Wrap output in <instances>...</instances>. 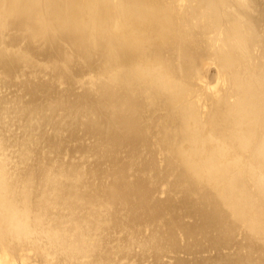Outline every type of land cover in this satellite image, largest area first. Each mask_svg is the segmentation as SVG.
Returning <instances> with one entry per match:
<instances>
[{
    "label": "rangeland",
    "instance_id": "obj_1",
    "mask_svg": "<svg viewBox=\"0 0 264 264\" xmlns=\"http://www.w3.org/2000/svg\"><path fill=\"white\" fill-rule=\"evenodd\" d=\"M148 1L0 0V264H264V118L242 93L264 39L243 34L251 20L231 0H210L207 24L183 34ZM127 54L141 100L127 93ZM187 196L220 218L172 219Z\"/></svg>",
    "mask_w": 264,
    "mask_h": 264
},
{
    "label": "bare ground",
    "instance_id": "obj_2",
    "mask_svg": "<svg viewBox=\"0 0 264 264\" xmlns=\"http://www.w3.org/2000/svg\"><path fill=\"white\" fill-rule=\"evenodd\" d=\"M148 1V0H147ZM155 2H152L151 1V6L150 7H152L153 9H152V11H155V10H161V9H165V13H167L171 18H172V21L174 22V26L173 27H177L178 26V23L181 25V29H180V31L179 32H181L182 34H183V32L186 30V29H188V30H190L189 28L192 26L191 24L192 23H195V24H198V28L199 29H201L202 27H204L206 24H207V22L210 20V19H208V13H212L213 12V10H214V8H213V6H211V3H210V0H207V2H205V1H203V0H194L193 2H191L190 3V0H176L177 1V3L176 4H174V5H172L171 6V8L169 7V5H168V3H166V1H164V0H154ZM172 1V0H171ZM220 1V2H219ZM223 0H217V3H220L221 4V2H222ZM162 2V3H161ZM148 3H150V0L148 1ZM188 3H190V5H188ZM140 4H142V3H140ZM143 4H144V1H143ZM219 4V5H220ZM227 4L229 5V7H231V8H233V7H235L236 9H237V12H238V14L239 15H241L244 19H246V20H251L250 21V27H247L246 28V22H244V20H241V23L243 24V27H242V29L244 30L243 31V34H246V33H250V34H252L253 35V37L255 38H258V39H260L261 40V38L262 39H264V31H262L261 30V27H262V24H261V22L263 23V25H264V0H231V1H229V2H227ZM168 5V8H166V7H164V6H167ZM222 5V4H221ZM149 5H147V7H148ZM242 6H244V8H241ZM220 7V6H219ZM245 7H250V8H253V11H254V13H255V15H256V18H252L247 12H246V10H245ZM106 7H105V5H104V8L103 9H105ZM224 9V8H223ZM150 10H151V8H150ZM222 10V9H221ZM224 10H226V9H224ZM161 12V11H160ZM185 12V15L183 14ZM225 12V11H224ZM234 12H236V11H234ZM155 14H156V12H154ZM150 14V13H149ZM161 14H162V12H161ZM218 14V13H217ZM230 14H232V13H230ZM236 14V13H235ZM252 14V13H251ZM210 15V14H209ZM224 15V13L222 14L221 13V16H223ZM225 15H226V13H225ZM234 15V14H233ZM158 16V15H157ZM159 16H160V13H159ZM218 16V15H217ZM254 16V15H253ZM234 17V16H233ZM236 17V16H235ZM238 17V16H237ZM252 19H251V18ZM156 18V17H155ZM166 18H167V16H166ZM184 18H186L187 19V21L186 20H184ZM193 18V19H192ZM230 18V17H229ZM241 18V17H240ZM148 20H150V25L152 26L151 27V29H153V28H155L154 26L155 25H158V24H155V23H153V21H152V19H154V18H147ZM146 19V21H148ZM217 19H218V17H217ZM225 19V18H224ZM230 19H232V18H230ZM237 19V18H236ZM218 20H221V19H218ZM223 20V19H222ZM226 20V19H225ZM239 20V19H238ZM245 20V21H246ZM227 21V20H226ZM230 21V20H229ZM229 21H228V23H229ZM232 21H234L233 19H232ZM149 22V21H148ZM147 22V23H148ZM158 22V21H157ZM156 22V23H157ZM212 22H215V18H214V21H212ZM223 22V21H222ZM231 22V21H230ZM218 23V21L216 22V24ZM227 23V24H228ZM184 24V25H183ZM213 24V23H212ZM166 25V24H165ZM170 26V25H169ZM202 26V27H201ZM208 26V25H207ZM228 26V25H227ZM232 26V25H231ZM144 27V26H143ZM150 27V26H149ZM171 27V26H170ZM210 27V26H209ZM217 27V26H216ZM218 27H219V25H218ZM214 28V27H213ZM232 28V27H231ZM165 28L163 27V29H162V34H164V31L166 30H164ZM210 29V28H209ZM217 29V28H216ZM215 29V30H216ZM223 29H224V27H223ZM154 30V29H153ZM160 30V29H159ZM158 29H157V31H159ZM171 30V32H173V38L176 36L177 37V35H175V33L174 32H176V29H170ZM208 30V29H207ZM213 30V29H212ZM232 30V29H231ZM149 31V30H148ZM156 31V32H157ZM195 31V30H194ZM201 31V30H200ZM227 31V30H226ZM155 32V33H156ZM160 32V31H159ZM207 32V31H206ZM206 32H205V34H206ZM212 32H214V31H212ZM216 32H217V30H216ZM224 32V31H223ZM168 33V32H167ZM167 33H165V35L167 34ZM187 33V32H186ZM190 33V31L188 32V34ZM192 33H194V32H192ZM192 33H191V35H192ZM199 33V32H198ZM149 33H147V35H148ZM179 34V33H178ZM185 34V33H184ZM153 35H154V33H153ZM156 35V34H155ZM180 35V34H179ZM178 35V36H179ZM191 35H190V37H191ZM217 35V34H216ZM158 36V35H157ZM164 36V35H163ZM194 35H192V37H193ZM205 36V35H204ZM206 36H207V34H206ZM205 36V37H206ZM235 36V35H234ZM258 36V37H257ZM170 37V36H169ZM202 37V36H201ZM204 37V38H205ZM149 38V37H148ZM147 38V41L149 40ZM157 38V37H156ZM155 38V39H156ZM160 38V37H159ZM162 38V37H161ZM167 38H168V36H167ZM203 38V37H202ZM218 38L219 37H217L216 38V41H219L218 40ZM165 39V38H164ZM191 39V38H190ZM189 39V40H190ZM195 39H197V37L195 38ZM199 39V38H198ZM201 39V38H200ZM181 40H182V38H181ZM184 40V42L182 43L181 42V44H180V47H181V45L183 46V48L181 49L182 50V56H181V58H183V54H187L186 52H187V49H188V47H189V45H188V39L187 38H185V39H183ZM206 40V39H205ZM245 40V42H247V44H248V46H250V42H249V40H248V38H247V35H246V38L244 39ZM145 41V40H144ZM153 41V40H152ZM197 41V40H196ZM201 41V40H200ZM204 41V40H203ZM215 41V42H216ZM149 42V41H148ZM147 42V43H148ZM159 42V41H158ZM192 42V41H191ZM199 42V41H198ZM202 42V41H201ZM152 43H154V42H152ZM197 43V42H196ZM155 44V43H154ZM219 44H220V42H219ZM167 45V44H166ZM169 45V44H168ZM197 45H199V43L197 44ZM200 46V45H199ZM178 47V46H177ZM180 47H178V48H180ZM192 47V46H191ZM201 47V46H200ZM193 48V47H192ZM199 48V47H198ZM198 48L196 49L197 51H198ZM248 48H250V47H248ZM180 51V50H179ZM189 53V52H188ZM179 55V54H178ZM193 56V55H192ZM208 56V55H207ZM206 56V57H207ZM189 58V57H188ZM193 58V57H192ZM180 59V58H179ZM184 59H186V58H184ZM209 59H210V57H209ZM260 59H264V57H262V58H260ZM181 60V59H180ZM194 60H197V59H194ZM212 61V60H211ZM263 65H264V62H262L261 60H259ZM210 62V61H209ZM222 62V64H226V66H228V68H229V64H228V61L225 59V60H223V61H221ZM225 62V63H224ZM141 63V62H140ZM181 63V62H180ZM138 64H139V60L138 59H135L134 58V56H131V54H127L126 56H125V58L123 59V60H121V62H120V66L122 65L123 66V69H127V70H129L130 72L128 73L129 75H127L128 77H126L127 79H128V81H130L131 83V86H132V89L131 90H129V91H127V93H128V95H130L131 93H134L135 92V94L137 95V97H135V99L137 98L138 100H141V98H144V97H146L147 95H148V93H150L147 89H145V90H147L148 92H147V95H145V92L146 91H144V93L142 92V91H140L139 89H138V87H137V85L135 84L136 82H135V80L137 81V79H136V71H135V68L138 66ZM198 63H196V65H197ZM212 64V63H211ZM210 64V65H211ZM231 64V63H230ZM180 65V64H179ZM221 65V64H220ZM119 66V67H120ZM154 66V65H153ZM214 66V65H213ZM155 67V66H154ZM183 67H184V65H183ZM210 67V66H209ZM131 68H132V70H131ZM153 68V67H152ZM182 67H180V69H181ZM222 68H224V67H222ZM217 69V68H216ZM83 74H84V76H85V78L87 77L86 75L88 74V73H90V71H94L95 69H92V68H86V67H82V68H80L79 69ZM183 70V69H182ZM187 70V69H186ZM254 69H252V71H253ZM135 71V72H134ZM146 71V70H145ZM148 71H150V70H148ZM148 71H146L147 73H148ZM160 71V70H159ZM180 71V70H179ZM164 72V71H163ZM185 72V71H184ZM218 72V71H217ZM238 72L239 71H235L234 70V74L237 76V75H239L238 74ZM153 73V72H152ZM158 73V72H157ZM166 73V72H165ZM176 73V72H175ZM181 73V72H180ZM186 73V72H185ZM189 73H190V71H189ZM150 74V73H149ZM148 74V75H149ZM160 74V73H159ZM161 74L163 75V77H164V75H166V74H164V73H162L161 72ZM205 74V73H204ZM145 75V72L143 73V76ZM151 75V74H150ZM150 75H149V77H150ZM162 75H161V77H162ZM126 76V75H125ZM146 76V75H145ZM144 76V77H145ZM157 76V75H156ZM159 76V75H158ZM232 77H235L233 74L231 75ZM143 77V78H144ZM160 77V78H161ZM221 77V76H220ZM252 77V80L251 81H247V80H244V79H242V82L244 83V87H247V90L248 91H251V93H252V95H253V97L254 98H258V96H256V94L258 93V94H260V95H263L264 96V68L263 69H259L258 71H256V72H254L253 73V75L251 76ZM124 77H122V79H123ZM147 78V77H146ZM156 78V77H155ZM181 78H182V76H181ZM188 78V77H187ZM219 78V77H218ZM222 78V77H221ZM220 78V79H221ZM225 78V77H224ZM104 79V78H103ZM125 79V78H124ZM151 79V78H150ZM167 79V78H166ZM178 79V78H177ZM176 79V80H177ZM180 79V78H179ZM223 79V78H222ZM134 80V81H133ZM144 80V79H143ZM157 80V79H156ZM162 80H164V79H162ZM167 80H169V77H168V79ZM167 80L165 81V82H161L162 84H167ZM171 80V79H170ZM173 80V79H172ZM175 80V81H176ZM217 80H219V79H217ZM236 80V79H235ZM146 81V80H145ZM149 81V80H148ZM179 81V80H178ZM204 81V80H203ZM223 81V80H222ZM245 81V82H244ZM135 82V83H134ZM147 82V81H146ZM152 82V81H151ZM155 82V81H154ZM160 82V81H159ZM174 82V81H173ZM143 84H144V87H145V82H142ZM148 83H150V81L148 82ZM153 83V82H152ZM225 83V82H224ZM129 84V85H130ZM135 84V85H134ZM156 84H157V82H156ZM158 84H160V83H158ZM206 84V83H205ZM221 84H223V83H221ZM147 85V84H146ZM154 85V84H153ZM140 86V85H139ZM143 86V85H142ZM158 86V85H157ZM174 86V85H173ZM141 87V86H140ZM126 88V87H125ZM133 88H135V89H133ZM147 88V87H146ZM159 88H160V85H159ZM115 89V88H114ZM113 89V90H114ZM117 89V88H116ZM115 89V90H116ZM141 89H143V87L141 88ZM215 89V88H214ZM110 90V89H109ZM111 90H112V87H111ZM112 90V91H113ZM114 90V91H115ZM133 90V91H132ZM161 90H163V88H161ZM174 90V89H173ZM213 90V89H212ZM215 90H217V89H215ZM114 91H113V93H114ZM117 91H118V89H117ZM175 91V90H174ZM214 91V90H213ZM116 92V91H115ZM210 92V91H209ZM117 93V92H116ZM126 93V92H125ZM125 93H123L124 95H122V94H120L121 95V97L122 96H125L126 97V95H125ZM165 93V92H164ZM206 93V92H205ZM208 93V92H207ZM206 93V94H207ZM214 93V92H213ZM115 94V93H114ZM135 94L132 96V97H134L135 96ZM178 94H180V93H178ZM116 95V94H115ZM118 96H119V98H120V100H122V98L120 97V95L119 94H117ZM116 95V96H117ZM190 95V94H189ZM215 95H216V93H215ZM244 95V94H243ZM251 96V95H250ZM108 97H110V96H108ZM115 97V96H114ZM113 97V98H114ZM183 97V96H182ZM189 97V96H188ZM118 98V97H117ZM116 98V99H117ZM124 98V97H123ZM129 98H130V96H129ZM190 98V97H189ZM127 99V98H126ZM149 99V98H148ZM150 99H152L153 100V102H154V99H153V97L151 98L150 97ZM196 99V98H195ZM194 99V100H195ZM109 100H111L110 98H109ZM118 100V99H117ZM125 100V98L123 99V101ZM144 100H147V99H144ZM250 100V99H249ZM113 101V100H112ZM119 101V100H118ZM148 101V100H147ZM122 102V101H121ZM138 102V101H137ZM136 102V103H137ZM196 102V101H195ZM194 102V103H195ZM249 102L250 101H248V97L246 98V100H245V106H248L249 108H250V106H252V107H254L256 110V112H255V117H256V119H263L264 118V100L263 101H260V99H258V101H257V99L255 100V102L254 103H250L249 104ZM149 103V102H148ZM114 104V103H113ZM121 105H122V103H120ZM126 104V103H125ZM150 104V103H149ZM197 105V104H196ZM117 106H118V104H117ZM116 106V107H117ZM136 106H137V104H136ZM124 107V106H123ZM122 107V108H123ZM153 107V106H152ZM178 107V106H177ZM119 108V107H118ZM118 108H116L117 109V111H119V110H121V109H119L118 110ZM193 108V107H192ZM126 109V108H125ZM124 110V109H123ZM131 111H132V109H130ZM136 110H137V107H136ZM152 109H150V111H151ZM179 110V109H178ZM195 111V110H194ZM243 111H245V109H243ZM120 112V111H119ZM134 112H135V110H134ZM176 113H177V111H176ZM245 113V112H244ZM128 115V114H127ZM126 115V116H127ZM122 116H123V113H122ZM264 128V127H263ZM173 135V134H172ZM182 137V136H181ZM260 143H261V145L263 146V148L262 149H260V154H262V156H264V130H263V133H262V135L260 134ZM173 140V139H172ZM174 140H176V139H174ZM160 141V140H159ZM173 142V141H172ZM171 142V143H172ZM175 142V141H174ZM182 142V141H181ZM192 142V141H191ZM197 142V141H196ZM163 143V142H162ZM167 143V142H166ZM165 143V144H166ZM169 143V142H168ZM167 143V144H168ZM177 143H178V141H177ZM183 143V142H182ZM161 144V143H160ZM180 144V143H179ZM183 145V144H182ZM162 146H164V145H162ZM167 146V145H166ZM209 146V145H208ZM160 148H162L163 149V147H161V145L159 146ZM165 147V146H164ZM168 148H169V146H167ZM171 147V146H170ZM180 147V146H179ZM194 147H195V145H194ZM210 147H212V146H210ZM159 148V149H160ZM167 148V149H168ZM174 148V147H173ZM181 148H182V146H181ZM167 149H166V151H167ZM211 149H213V148H211ZM191 150V149H190ZM210 150V149H209ZM211 151V150H210ZM186 152V151H185ZM188 154H189V152H188ZM188 154H185L186 156H188ZM185 155H183V156H185ZM191 155H192V153H191ZM186 158V157H185ZM186 160H188V159H186ZM167 162H168V160H167ZM255 163H256V167L258 168V169H260L262 172H259V177H264V157H261V158H259V159H256L255 160ZM174 164V163H173ZM170 165V164H169ZM171 166V165H170ZM255 221H257L258 223H259V221H261V220H263L264 221V217L263 218H260V219H254Z\"/></svg>",
    "mask_w": 264,
    "mask_h": 264
},
{
    "label": "water",
    "instance_id": "obj_3",
    "mask_svg": "<svg viewBox=\"0 0 264 264\" xmlns=\"http://www.w3.org/2000/svg\"><path fill=\"white\" fill-rule=\"evenodd\" d=\"M242 93L244 94V95H246V96H248V94L249 95H251L252 96V93H251V91H248L247 89H246V87H244L243 85H242ZM256 96H258V98H256L257 99V101H258V99H259V97H260V94H256ZM244 98V97H243ZM247 98V97H246ZM254 98V97H253ZM109 102H112L111 104H113V103H117V100L114 98V101H108V103ZM88 103H90L89 105H91V107L93 108V112L94 111H96L97 109H96V105H97V103H95V102H90V101H88ZM115 103V106L117 105ZM242 111V110H241ZM96 112H98V111H96ZM140 115V114H139ZM104 116V114L102 115L100 112H98V114H97V120H96V122L101 126V128H104V127H107L110 123L105 119V117H103ZM92 131V130H91ZM93 132V131H92ZM94 133V132H93ZM97 133V137H98V139H100V142H105L106 141V139H102V138H100V135H101V131H99V132H96ZM98 133H100V135L98 134ZM226 141V140H225ZM226 142H228V143H230V141L229 140H227ZM260 170V169H259ZM260 172H262L261 170H260ZM235 185V184H234ZM189 187H190V189H192L193 187H191L190 185H189ZM190 196V195H189ZM189 196H187V197H185L184 199H183V203L181 204V205H183L184 207H186V211H185V213L184 214H182V215H180V214H178L177 212H173V214L171 215V217H172V219H174V220H178V219H181L183 216H188V217H191V218H193V219H195V221H197V222H200V224H202V225H207V223L208 222H211V221H216L217 219H219L220 217H219V215H218V212L217 211H215L214 210V208H208L209 207V204H207V203H205V202H200V203H198L196 200H194V199H190L191 197H189ZM202 215H205V217H203ZM210 217V218H209ZM209 218V219H208Z\"/></svg>",
    "mask_w": 264,
    "mask_h": 264
}]
</instances>
